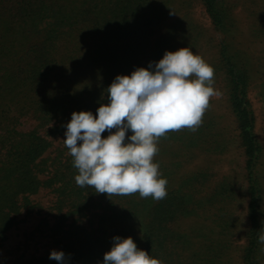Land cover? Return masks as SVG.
<instances>
[{"label": "trees", "instance_id": "obj_1", "mask_svg": "<svg viewBox=\"0 0 264 264\" xmlns=\"http://www.w3.org/2000/svg\"><path fill=\"white\" fill-rule=\"evenodd\" d=\"M200 2L220 33L215 60L208 64L213 81L223 77L245 157L244 244L232 240L238 229L227 206L233 184L223 178L208 186L213 156L228 146L209 105L194 131H169L157 140L153 162L167 180V196L158 201L139 193L110 198L78 186L70 150L64 140L55 144L74 111L95 114L108 102L106 88L118 74L158 62L167 50L195 52L201 42L197 25L170 19L176 11L171 0H0V244L18 226L24 208L43 209L34 198L49 190L50 210L36 229L46 226L54 245L35 256L40 264H58L49 259L54 249L65 252L67 264H102L116 235L131 236L160 264H264V244L258 241L264 232V142L250 98L254 64L241 46L235 2ZM263 10L261 0V30L255 32L261 57ZM26 117L37 125L20 129ZM107 135L106 130L102 136ZM202 153L211 165L184 172Z\"/></svg>", "mask_w": 264, "mask_h": 264}, {"label": "clouds", "instance_id": "obj_2", "mask_svg": "<svg viewBox=\"0 0 264 264\" xmlns=\"http://www.w3.org/2000/svg\"><path fill=\"white\" fill-rule=\"evenodd\" d=\"M213 76L214 69L189 47L167 50L158 62L118 74L106 88L107 103L95 114L74 111L65 125L64 144L79 171L76 184L110 198L139 193L141 198L164 199L167 180L153 162L157 140L169 131L199 126L210 98L217 94ZM106 130L108 135L102 136ZM258 241L264 244V232ZM49 259L67 264L63 250H52ZM102 264L160 261L138 248L131 236L116 235Z\"/></svg>", "mask_w": 264, "mask_h": 264}, {"label": "rangeland", "instance_id": "obj_3", "mask_svg": "<svg viewBox=\"0 0 264 264\" xmlns=\"http://www.w3.org/2000/svg\"><path fill=\"white\" fill-rule=\"evenodd\" d=\"M235 2L237 18L241 34L240 40L244 39V44L241 46L251 55V62L254 64V72L252 73L250 98L257 115L256 130L259 137L264 142V70L261 57V37L255 39L256 30H261V0H233ZM172 7L176 9L174 18H183L184 23L192 22L197 25L196 33L200 32V44L195 49V53L203 58L206 63L215 60L216 44L220 39V33L216 31L212 22L206 13V10L200 0H171ZM264 22V10L262 16ZM171 20V21H173ZM241 49L240 45H238ZM263 49V48H262ZM211 86L217 93L210 98V113L216 118L217 127L223 133L222 137L228 144L227 149L222 154L213 156L215 162L211 171L213 172L209 187L217 185L223 178L227 179L234 186V195L229 200L228 211L233 212L237 219V230L232 234V240L237 244H244V233L249 225L247 217L248 196L245 192V157L240 146V141L236 131L235 118L229 108L227 101L226 88L222 76H217ZM37 125V122L32 118H22L19 128L22 130L32 129ZM65 135L60 137L55 144L58 145L65 139ZM207 162V156L201 154L189 160L184 172L196 171L202 167L210 166ZM208 187V188H209ZM53 195L49 190H42L35 195L36 202H42L43 209L36 205L33 211L27 208L23 209L21 216L18 219V226L9 232V238L5 243L0 244V264H40L35 256L47 252L52 248L53 240L46 231V226L43 231L36 229L39 222L42 220V213L50 210V198ZM49 202V203H48ZM50 220L54 223L52 213ZM30 260H33L32 262Z\"/></svg>", "mask_w": 264, "mask_h": 264}]
</instances>
